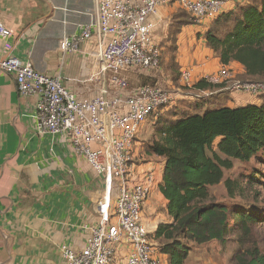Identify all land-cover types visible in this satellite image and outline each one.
<instances>
[{
  "label": "crops",
  "instance_id": "obj_1",
  "mask_svg": "<svg viewBox=\"0 0 264 264\" xmlns=\"http://www.w3.org/2000/svg\"><path fill=\"white\" fill-rule=\"evenodd\" d=\"M98 1L0 0V19L13 30L7 39L12 44V53L30 61L38 71L60 74L63 83L79 98L93 96L98 84L88 80L96 67L90 54L95 48L92 41L68 54L61 52L59 41L81 34L87 24L97 21ZM236 1L242 0L225 1V11L233 8ZM169 13V6L162 7L153 20L166 19ZM206 23V20L196 22L187 31L203 32ZM208 28L207 24L206 31ZM186 34L182 32L179 36V55L184 56L189 50L190 55L181 60L184 67L191 69L195 81L224 65L205 46V39L190 36L187 39ZM3 44L0 37V54ZM226 66L244 71L238 62ZM192 92L184 88L176 95L177 100ZM36 102V95L19 92L13 72L0 68V264H60L64 244L76 250L86 246L89 227L100 220L99 204L106 201L102 177L75 150L70 138L38 131ZM259 102L238 92L229 94L219 104L235 107ZM142 161L138 169L150 171L153 166L156 176L144 212L148 230L154 233L158 223L172 220L160 191L165 159L158 156L155 161ZM154 196L162 200L160 213ZM151 211L155 212L150 216ZM160 256L167 264V255ZM122 257L124 248L115 264H123ZM228 259L222 244L212 240L195 245L185 264H229Z\"/></svg>",
  "mask_w": 264,
  "mask_h": 264
},
{
  "label": "built area",
  "instance_id": "obj_2",
  "mask_svg": "<svg viewBox=\"0 0 264 264\" xmlns=\"http://www.w3.org/2000/svg\"><path fill=\"white\" fill-rule=\"evenodd\" d=\"M172 0H99L98 19L81 34L59 41L63 54L80 50L82 44L95 46L90 54L95 69L88 80L98 84L93 96L79 98L60 74L36 70L30 61L12 53L7 40L13 30L0 19L4 39L0 68L13 72L19 92L36 95V119L40 133L66 135L104 180L108 196L99 204L100 220L89 227L86 246L76 250L64 244L60 264H115L124 248L123 264H163L142 220L143 204L155 181L153 171L138 169L134 154L139 133L160 108L177 100L176 94L155 85L129 88L125 70L146 74L160 64V47L153 38L161 6ZM195 22L220 14L223 0H178ZM182 79L190 85L192 71L183 69ZM207 81L209 77L206 78ZM191 87V86H190ZM246 87L264 92V84ZM139 166V165H138ZM114 208L110 210L113 186Z\"/></svg>",
  "mask_w": 264,
  "mask_h": 264
},
{
  "label": "trees",
  "instance_id": "obj_3",
  "mask_svg": "<svg viewBox=\"0 0 264 264\" xmlns=\"http://www.w3.org/2000/svg\"><path fill=\"white\" fill-rule=\"evenodd\" d=\"M245 2L237 1L212 19L204 39L221 64L238 62L247 76L264 78V0ZM183 11L174 16V34L190 22ZM212 87L201 78L189 88V96L151 118L154 134L143 155L165 159L160 191L172 220L158 223L149 237L167 255V264H185L195 245L212 240L238 243L231 264H264V249L252 238L254 225L264 224L263 208L216 201L210 190L223 182L231 197L242 192L238 181L225 178V170L234 159L248 162L264 155V96L259 103L235 107L201 102L205 96L196 92ZM257 180L251 178L252 183Z\"/></svg>",
  "mask_w": 264,
  "mask_h": 264
},
{
  "label": "rangeland",
  "instance_id": "obj_4",
  "mask_svg": "<svg viewBox=\"0 0 264 264\" xmlns=\"http://www.w3.org/2000/svg\"><path fill=\"white\" fill-rule=\"evenodd\" d=\"M223 1L225 4V1L227 2L228 0H223ZM247 2H249V0H246L245 4ZM166 6H169V12H170L168 14L169 17H167L166 19L159 20V21H154L155 26H154V31H153V38L160 47V64L158 67L149 70L146 74L137 72L135 71V69L125 70L124 75L127 77L129 81V86H130L129 88H134L136 85H141V84H150V85L162 87L178 95L182 93V90H184V87L189 89L190 86H192L196 82L194 79L193 73H192L193 81L190 85H188L182 79L181 71L184 68L185 69H190V68L184 67L185 63H183L181 58L183 59L184 56H187V55L189 56L190 54H189V50H187L186 55L184 56L179 55V48L181 47L179 44V36L182 32L183 33L187 32L185 36L187 37V39L190 36L192 38L197 37V39L202 38V40H204V36L208 31V30L206 31V26L207 24L210 25L212 19L206 20L207 23L206 25L203 26L205 27L203 31L204 33L201 31L194 33L190 29L187 31V28L190 25H193V24L195 25L196 23L195 19L190 12H188L185 8L181 6L178 0H172L168 2L167 4L161 6L159 10L162 7H166ZM183 10L186 11V13ZM182 11L184 12L183 18L188 19L190 22L183 25L178 34H174L173 30L171 32V29L174 28V26L172 25L174 21V16L175 14L178 15V13ZM224 11L225 9L223 5V8L220 13ZM205 46L207 45L205 44ZM208 77L210 80L208 82H211L212 84H214V87L206 91L196 92L198 93L197 95L199 96H205V97H201L203 98L202 100H200L201 102H212L213 104L211 103V105L213 106L221 105L219 103L226 101V99L229 97V94L235 95L238 92L251 95L260 101L262 100V96H264V92L253 91L252 89L246 87L247 85L252 84V83L264 84V78H253V77L247 76L245 74V70L242 71L238 67H235V66L228 67L226 65H223L219 67V69L213 71L212 73H209L203 78L206 80V78ZM193 110L196 111V108ZM151 118L142 128L141 132L139 133L137 142L135 144V149H134L135 156H137L138 159L145 158L144 162L148 160L147 156L143 155L144 145L145 143H147L149 139L152 138L154 134V128H153L154 121ZM149 159H154L155 161L157 160V157H152ZM142 162L143 161L137 162V167L138 165H141ZM233 163L234 165L231 169L225 170V178H230L232 180L238 181L239 184L243 187L242 192L241 190H238V193L234 195L233 197H231L226 189L225 184L221 182L220 184L212 186L210 188L213 198L216 201L227 203L230 205L235 204L236 206L256 208V210L263 208L264 210V155L262 154L260 155V157H254L248 162H243L241 160L234 159ZM153 168L154 167L151 166L150 171H153ZM251 178H255V179L258 178V180L252 183ZM102 181L104 183L103 179ZM104 188L106 189L105 183H104ZM115 192H116V185L113 186V195H112V201L110 205L111 211L114 208ZM150 194L148 195L147 200L144 202L143 209H142V220L145 226L147 227V229H148V225L145 222L146 219H145L144 212H145V207H146V204L148 203L147 201L149 199ZM103 197L104 195L102 196V199H104ZM154 198L155 196L153 197V200H154L153 202L156 204V207H157V204H159L158 211L160 213L161 211H163V208H162L163 206H161L162 200L159 199V197L155 199ZM154 212L155 211H151L150 216L154 214ZM231 238H236V237H231ZM252 238H254V240L264 249V224L254 225ZM222 246H223V251L229 254L228 261H229V264H231L230 257L232 256L234 252L238 251L239 245L234 240H230L228 241V243ZM160 254L161 253L157 251V255L159 256L163 264H165V260L163 259L162 256H160ZM122 259L124 263V258L122 257Z\"/></svg>",
  "mask_w": 264,
  "mask_h": 264
},
{
  "label": "bare ground",
  "instance_id": "obj_5",
  "mask_svg": "<svg viewBox=\"0 0 264 264\" xmlns=\"http://www.w3.org/2000/svg\"><path fill=\"white\" fill-rule=\"evenodd\" d=\"M105 192H106V199H107V196H108V192H107V190L105 189ZM106 202V201H105Z\"/></svg>",
  "mask_w": 264,
  "mask_h": 264
}]
</instances>
